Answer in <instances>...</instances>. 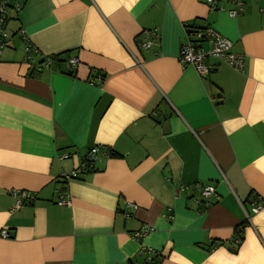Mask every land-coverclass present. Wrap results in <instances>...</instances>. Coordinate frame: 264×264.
<instances>
[{
	"label": "crops",
	"instance_id": "0c3cea01",
	"mask_svg": "<svg viewBox=\"0 0 264 264\" xmlns=\"http://www.w3.org/2000/svg\"><path fill=\"white\" fill-rule=\"evenodd\" d=\"M242 1L231 17V2L11 0L0 55V231L9 232L0 264H144L147 250L160 253L156 264H264V206L251 210L264 202V1ZM186 24L216 28L244 68L218 57L206 76L184 66ZM154 28L159 40L142 48ZM27 42L38 50L31 60ZM67 51L79 59L74 75L40 66ZM93 147L91 170L64 179ZM13 189L36 198L15 208ZM65 193L72 201L61 206Z\"/></svg>",
	"mask_w": 264,
	"mask_h": 264
},
{
	"label": "built area",
	"instance_id": "2783aa9c",
	"mask_svg": "<svg viewBox=\"0 0 264 264\" xmlns=\"http://www.w3.org/2000/svg\"><path fill=\"white\" fill-rule=\"evenodd\" d=\"M206 4L213 10L223 9V3L231 2L235 4V7L228 10V14L231 17H238L242 15L245 11V5L242 0H205ZM11 0H0V55L4 48L7 47L11 39V34L8 31L7 24L9 21V9ZM22 3L15 4V9L20 10L22 8ZM264 11V8L261 9ZM186 35L185 41L181 45L180 50V60L184 66H193L201 75L206 76L212 69V65L207 62L210 57H218L231 64L238 70L244 68L245 57L243 55L235 54L231 51L233 42L223 36L216 28L211 25H205L203 27H196L191 24H186ZM146 38L143 40V48L148 49L154 46L159 40V30L157 28L148 30L145 32ZM26 59L31 60L34 53L38 52L37 48L33 46L30 42L26 43L25 46ZM52 55H43L42 62L40 66L42 68L52 69L53 65ZM79 63L78 57H71L66 68L73 71L76 69ZM99 153L98 147H93L88 155L84 158L83 163L80 164L78 169L72 170L70 173L63 175L64 179L78 178L81 173H85L91 170V166ZM64 157H68L65 155ZM201 192L205 198H209L211 195L215 194V188L213 186H203ZM11 196L15 201V208H21L24 205L31 204L35 200V194L21 189H13L10 191ZM71 196L68 193L63 194L57 201V204L61 206H68L71 204ZM264 206V202L258 196L257 200L254 202L252 207L253 213H258ZM128 207L133 208L131 203H128ZM247 219L250 218V214L246 212ZM151 227L149 225H144L140 230L136 231L134 237L140 240L144 237ZM2 237H9V232L7 229H2L0 231ZM147 254L144 258V264H152L159 261L161 256L159 252L154 250H147Z\"/></svg>",
	"mask_w": 264,
	"mask_h": 264
},
{
	"label": "trees",
	"instance_id": "16d2710c",
	"mask_svg": "<svg viewBox=\"0 0 264 264\" xmlns=\"http://www.w3.org/2000/svg\"><path fill=\"white\" fill-rule=\"evenodd\" d=\"M203 27V26H202ZM143 34H144V32H143ZM143 34H142V36H143ZM144 35H146V34H144ZM142 44H143V38H142V40H140V45H141V47L143 48V46H142ZM70 52L71 51H67V52H65V53H61V54H57V55H53V61H54V63L58 66V65H65L66 66V64H67V62H68V60L72 57V56H70ZM65 73H68V74H72V75H74V72L73 71H71V70H69V69H66L65 71H64ZM102 76V75H101ZM101 76H99V77H101ZM102 78V77H101ZM108 154H109V156H115V152H113V151H111V150H109L108 149ZM244 227V224L243 225H241V228H243ZM238 233H240V232H238ZM242 235L240 234L239 235V240L241 241L242 240ZM160 261V260H159ZM156 263H158V261H156L155 262V264Z\"/></svg>",
	"mask_w": 264,
	"mask_h": 264
},
{
	"label": "rangeland",
	"instance_id": "374dc122",
	"mask_svg": "<svg viewBox=\"0 0 264 264\" xmlns=\"http://www.w3.org/2000/svg\"><path fill=\"white\" fill-rule=\"evenodd\" d=\"M262 1H264V0H262Z\"/></svg>",
	"mask_w": 264,
	"mask_h": 264
}]
</instances>
